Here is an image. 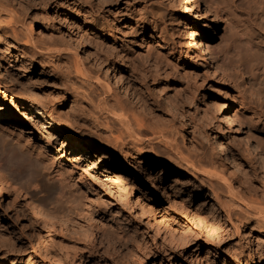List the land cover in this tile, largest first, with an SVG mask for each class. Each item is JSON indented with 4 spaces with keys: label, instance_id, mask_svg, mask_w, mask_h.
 <instances>
[{
    "label": "rangeland",
    "instance_id": "obj_1",
    "mask_svg": "<svg viewBox=\"0 0 264 264\" xmlns=\"http://www.w3.org/2000/svg\"><path fill=\"white\" fill-rule=\"evenodd\" d=\"M0 2L5 6L0 21L13 26L20 20L14 26L21 31L16 35H22L17 38L8 24H0V75H5L0 78V115L17 120L0 118V137L11 144L39 149L45 148L47 140L54 145L72 138L82 140L84 160L96 162L99 168L107 158L115 157L111 147L118 137V144L124 145L116 150L119 157L132 162L158 160L153 163L152 180L133 181L135 184L119 180L101 187L86 176L84 161L62 159L57 169H62L67 179L64 203L59 204V213H45L44 218L34 216L30 206L25 207L27 204L16 200L14 194L0 189V226L8 227L18 236L19 246L25 243L27 247L22 249L24 253H13L8 244L0 245V263L65 264L66 256L61 251L66 246L67 264H74L70 260L74 252L87 264H264V225L254 228L264 221V170L250 157L238 163L233 160L232 152L243 150L237 148L231 126L224 119L220 123V113L214 110L220 106L229 116L234 112L240 115L241 133L250 139V147L257 145L258 136L264 147V73L263 69L254 72L264 62V19L255 21L257 35L249 49L243 44L245 36L239 42L229 13L220 18L211 11V22L197 16L193 3L186 6L182 0ZM90 3L94 5L92 10ZM154 6L160 8V17L152 14ZM201 6L206 7L202 0ZM251 7L262 12L257 4ZM80 13L86 14L85 18L80 19ZM95 17L106 29L98 30L86 22ZM188 30L197 43L201 42L207 63H202L193 43H187ZM26 35L33 38L29 37L31 46ZM31 42L39 49L49 44V50L41 48L43 53H37L38 46L32 48ZM239 44L244 46L241 53L236 47ZM96 49L109 55L110 60L93 59ZM76 55L83 62L81 69L76 67ZM217 63L222 72L216 69ZM103 82L113 88L112 95L126 101L124 111L106 113L110 118L104 115L100 101L110 96ZM132 94L145 105L136 103ZM90 99L93 104L88 105ZM128 115L142 118L146 132L139 133L131 118L129 124L119 121L118 116L126 119ZM98 118L99 122L95 120ZM59 120L68 130H62ZM154 130L160 131L161 142L155 139ZM107 136H113L112 142ZM218 139L225 154L219 151ZM171 141L196 167L178 159L177 151L166 143ZM156 142L158 146L153 147ZM54 161L60 160L56 156ZM41 177L44 180L40 181L51 187L59 184L57 177ZM35 191L37 202L53 210L47 193ZM240 194L248 201L261 200V213L255 211L254 216V210L239 199ZM227 208L233 210L234 222L242 225L238 230L227 217ZM246 208L253 215H246ZM248 221L254 231L248 229ZM43 248L51 250V256L39 255Z\"/></svg>",
    "mask_w": 264,
    "mask_h": 264
},
{
    "label": "bare ground",
    "instance_id": "obj_2",
    "mask_svg": "<svg viewBox=\"0 0 264 264\" xmlns=\"http://www.w3.org/2000/svg\"><path fill=\"white\" fill-rule=\"evenodd\" d=\"M203 2H204V4H206V7L205 8H203L202 6H201V0H182V3L184 4V5H190V4H194L195 5V8H196V12H197V16H199L200 18H202V19H207V20H209V17H208V15H209V13L212 11V12H214V14L216 15V16H218V17H220V18H222L224 15H226V14H228L229 13V15L232 17V20H233V22L235 23V25H236V28H237V32H236V35H237V38H238V40L239 39H243V37L245 36V38H247L245 41V43H243V44H245L244 46H247L249 49L252 47V44H253V39H254V37L257 35L256 34V30H255V28H254V23H255V21L257 20V18L258 17H260V18H262V19H264V2L263 3H261V2H258L257 0H250V1H248V0H202ZM2 2V1H1ZM0 2V13L2 12L3 13V4ZM86 3H89L88 1H86ZM257 4V5H259L260 7V9H261V11L262 12H258V11H254L253 10V7H251V4ZM74 4V2H72V5ZM203 4V3H202ZM70 5H71V3H70ZM71 5V6H72ZM5 7V6H4ZM68 7H69V5H68ZM92 9H94V5L93 4H91L90 3V6H89V10H92ZM150 9V8H149ZM191 9V8H190ZM151 11H152V14L154 15V16H159L160 17V15H161V10H160V8L159 7H156V6H154V7H152L151 8ZM11 12V11H10ZM259 13H261V15L259 14ZM12 14V16H14L15 15V12H12L11 13ZM79 14V13H78ZM82 14V15H81ZM86 14H84V13H80V15H79V18L81 19H83V18H85L84 16H85ZM1 14H0V19H1ZM214 16V15H213ZM255 16V17H254ZM19 17V16H18ZM12 18V17H11ZM158 18V17H157ZM16 18H14V20H15ZM21 19V18H20ZM87 19V18H86ZM156 20V19H155ZM212 20H214V17L212 18V19H210L209 21H211L212 22ZM2 21V20H1ZM0 21V24L1 23H3V21L1 22ZM11 21V23H12V19L10 20ZM10 21H9V23H10ZM17 22H20V20H16ZM15 21V22H16ZM22 21V20H21ZM98 21V19H97V17H95L94 19H92V20H88V21H86V22H88L89 24H91L92 26H94L96 29H98V30H102V29H106L105 27V25H104V23H98L97 22ZM14 22V21H13ZM16 22V23H17ZM24 22V21H23ZM15 23V24H16ZM22 23V22H21ZM26 23V22H25ZM3 24H5V26L8 24V22L7 23H3ZM15 24H13L12 23V25L13 26H10V24H8L9 26H8V28L9 27H11V28H9V29H11V30H13V34H17V35H19L18 33L19 32H21V31H18V28H16L14 25ZM19 24V23H18ZM1 26H3V25H1ZM4 26V27H5ZM23 26H24V24H23ZM28 26V25H27ZM4 27H3V29H1V30H4ZM30 28H31V26H29ZM29 28V31L32 29H30ZM129 28V27H128ZM28 29V28H27ZM5 30H7V29H5ZM20 30H22V29H20ZM8 31V30H7ZM28 31V30H27ZM27 31H25V32H27ZM5 32V31H4ZM3 32V33H4ZM24 32V31H23ZM1 33H2V31H1ZM10 33V32H9ZM12 33V32H11ZM29 33H31V32H29ZM4 34H6V33H4ZM8 34V33H7ZM21 34V33H20ZM25 34H27V33H25ZM9 35V34H8ZM8 35H7V37H8ZM16 35V36H17ZM185 35H189V37L187 38V43H193V45L196 47V49L199 51L198 53H200V56H201V59H202V63L204 62V63H207V56L205 55V53H204V51H203V49L200 47V45H201V42H200V44L199 43H197L194 39H193V34H192V32H190V30H188V31H186L185 32ZM10 36H12V35H10ZM16 36H14L15 38H16ZM22 36V35H21ZM21 36H17V38L18 37H21ZM27 37H28V41H27V39H26V41H27V44H28V42H29V44L28 45H30V41L31 40H29L30 38L31 39H33L32 37H30L29 35H26ZM25 36V37H26ZM13 37V36H12ZM30 37V38H29ZM1 38V37H0ZM14 38V39H15ZM17 38H16V40H17ZM0 40H3V39H0ZM7 40V39H6ZM5 40V43H7V41ZM19 40H20V38H19ZM18 40V41H19ZM237 40V39H236ZM24 41V40H23ZM34 41V40H33ZM240 41H242V40H239V42ZM37 41H35V43H36ZM2 43H4V41L2 42ZM31 43H33V45H34V42H31ZM38 43V42H37ZM143 43V42H142ZM26 44V45H27ZM39 44V43H38ZM5 45V44H4ZM27 45V46H28ZM32 45V46H33ZM42 44H40V46H41ZM46 45V44H45ZM49 45V44H48ZM48 45H46V47H44V48H48L47 46ZM143 45V44H142ZM141 45V47H143ZM191 45V44H190ZM242 45V44H241ZM3 46V45H2ZM17 46H18V44H17ZM31 46V45H30ZM35 46H36V44L34 45V47H32V48H35ZM38 46V47H37ZM36 47H37V53H38V50H40V51H42V53H43V50L41 49V48H43V46H41V48L39 49V45H37ZM202 46V45H201ZM244 46H242V47H244ZM50 47V46H49ZM52 47V46H51ZM50 47V48H51ZM97 46H95V48H96ZM236 47H237V51H240V53H241V50H242V47L240 46V44L239 45H236ZM240 47H241V49H240ZM43 48V49H44ZM53 48V47H52ZM238 48H239V50H238ZM24 49L26 50V48L24 47ZM54 49V48H53ZM56 49V48H55ZM55 49H54V51H55ZM246 49V48H245ZM2 50V49H1ZM3 50H5V49H3ZM32 50H34L35 51V49H32ZM47 50H49V48L47 49ZM50 50H52V49H50ZM26 51H28V50H26ZM40 51H39V53H40ZM53 51V50H52ZM52 51H49L50 53L52 52ZM53 51V52H54ZM36 52V51H35ZM47 52V51H46ZM45 52V50H44V54L46 53ZM56 52H60V51H56ZM206 52V51H205ZM24 53H25V51H24ZM32 53H34L33 51H32ZM50 53H48L49 55H50ZM94 53H96L94 56H93V59H96V60H98V59H105V61L106 60H110V58H109V55L107 56V55H104L99 49H96L95 50V52ZM4 54V53H3ZM21 54H23V53H21ZM20 54V55H21ZM41 54V53H40ZM26 55V54H25ZM24 55V56H25ZM33 55V54H32ZM35 55H36V53H35ZM96 55H99L98 57L99 58H96ZM28 56V55H27ZM77 56V55H76ZM242 56V55H241ZM211 57V56H210ZM19 58V57H18ZM21 58V57H20ZM19 58V59H20ZM17 59V58H16ZM33 59V58H32ZM209 60L211 59V58H208ZM21 60V59H20ZM77 61H76V67L78 68V69H81L82 68V66H83V62H82V60L77 56V59H76ZM15 61V60H14ZM44 61V60H43ZM104 61V60H103ZM25 62H27V61H25ZM33 62V61H32ZM38 62V61H37ZM133 62V61H132ZM28 63V62H27ZM39 63V62H38ZM46 63V62H45ZM264 63V62H263ZM261 64V65H257L254 69V72H256V73H258V72H260V70L261 69H263V73H264V64ZM23 64V63H22ZM214 64V63H213ZM29 65V64H28ZM131 65H132V63H131ZM211 65V64H210ZM215 65V64H214ZM217 68L216 69H220L221 70V72H222V70H223V68H222V66L219 64V63H217ZM14 67V66H13ZM24 67V66H23ZM263 67V68H262ZM27 68V67H26ZM4 69H6V68H4ZM215 69V68H214ZM216 69L214 70V71H216ZM7 70V69H6ZM5 70V71H6ZM220 72V71H219ZM6 73H8V72H5V74ZM215 73H217V72H215ZM2 74V73H1ZM223 75H224V72L222 73ZM9 75V74H8ZM221 75V74H220ZM222 75V77H224ZM256 75V74H255ZM1 76H3V74L2 75H0V78H1ZM5 76V75H4ZM3 76V77H4ZM10 76H12V75H10ZM226 76V75H225ZM8 77V76H7ZM111 77V76H110ZM9 78V77H8ZM11 79V78H10ZM108 79V78H107ZM116 80H117V78H115ZM115 80V82H117ZM119 80V79H118ZM9 81V80H8ZM11 82V81H10ZM104 84V88L106 89V91L107 92H109V94H110V96H108V97H106V98H104L103 100H100V101H102V104H103V107H102V110L103 111H106V112H103V111H101V112H103L104 113V115L106 116V117H109L110 118V115H108L107 116V114H109V113H112V114H114L115 115V109H117V110H122V111H124L125 110V102H123V100L124 99H121L120 97H118L117 95H112L110 92H112L113 90V88L110 86V84L108 85V84H105V82H103ZM107 83V82H106ZM264 87V86H263ZM125 91V90H124ZM160 91L161 90H159V93H160ZM123 92V91H122ZM162 92V91H161ZM113 93V92H112ZM163 93V92H162ZM108 94V95H109ZM161 94V93H160ZM113 97H114V99H113ZM130 97V96H129ZM131 97H133L134 99H136V103L138 102V104H141L142 106H144L145 104L143 103V101L141 100V98L138 96V95H136V94H132V96ZM260 98V97H259ZM258 98V99H259ZM168 99V98H167ZM166 99V101H168ZM91 100V99H90ZM132 100V99H131ZM134 101V100H133ZM90 102L92 103V100L91 101H89V104L88 105H90ZM88 103V102H87ZM135 103V104H136ZM168 103V102H167ZM93 104V103H92ZM85 105V104H84ZM87 106V105H86ZM139 106V105H138ZM213 106V105H212ZM100 107V106H99ZM215 107V105L213 106V108ZM54 108V107H53ZM97 108H98V104H97ZM140 108H141V106H140ZM143 108V107H142ZM83 110H81L80 112H82V111H84V107L82 108ZM54 110V109H53ZM78 110H80V108L78 109ZM77 110V111H78ZM100 110V109H99ZM214 110H216V112L217 113H220V116H218V117H220L219 118V121H220V123H222L223 122V119H224V122L226 121L227 122V124L229 125V126H231L230 127V129H231V131H232V138L234 139L235 138V140H236V145H237V148H241L243 151H239L237 148V150L236 151H234V152H232L233 154H232V158H233V160L235 161V162H240V159H242V158H246L247 159V157H250V159L252 158V160L253 159H255V163L256 164H259V168H260V165H261V168L264 170V152H263V149L262 148H264V147H262V146H260V145H262V141H263V139L262 138H260V139H258L259 138V136H258V138H256V140H257V142H256V146H254L253 148L252 147H250V144H251V142H250V139L248 138V137H245V136H243L244 134L243 133H241V131H242V129H243V124H242V118L240 117V115H236V114H234V113H231L233 116H229V114H227L226 112H222V110H224L222 107H220V106H216L215 107V109ZM51 111V110H50ZM48 112L49 113V116H51V117H53V113L52 112ZM215 112V113H216ZM58 113V112H57ZM84 113V112H83ZM103 113H101V114H103ZM107 113V114H106ZM83 115H85V114H83ZM82 115V116H83ZM58 116V115H57ZM60 116V115H59ZM103 117V116H102ZM102 117H99V118H101L102 119ZM119 118V121L121 122V123H128L129 121H130V118H131V116H130V118H129V115H128V117L125 119V118H122V117H120V116H118ZM133 117H134V115H133ZM131 118V120H133V121H135L136 122V124L138 125V132L139 133H143V132H146V129H144L145 127V123H144V120L141 118V119H139V117H134V118ZM222 117V118H221ZM0 118L2 119V120H4V121H8V122H15V121H17L16 119H14V118H9V117H7L6 115H0ZM98 118V119H99ZM112 118H114V117H112ZM103 119H107V118H103ZM96 121H100V119L99 120H97V119H95ZM111 120V119H110ZM112 120H114V119H112ZM108 121V120H107ZM106 121V122H107ZM58 123L57 124H60L61 125V128H62V130H68V127H66L65 126V124H63L60 120L59 121H57ZM42 123V122H41ZM56 123V122H55ZM97 123V122H96ZM108 123V122H107ZM106 123V125L107 126H109L108 124ZM86 124V123H85ZM98 124V123H97ZM129 124V123H128ZM88 125V124H87ZM225 125V124H224ZM96 127V126H95ZM97 127H98V125H97ZM144 127V128H143ZM224 127V126H223ZM154 128V127H153ZM220 128H221V126H220ZM226 128V127H225ZM229 128V127H228ZM98 129V128H97ZM97 129H93L94 131L95 130H97ZM100 129V128H99ZM105 129L107 130V131H109L108 129H110L109 127H105ZM230 129H229V131H230ZM105 130V131H106ZM160 130V129H159ZM228 130V129H227ZM22 131V130H21ZM24 131V130H23ZM98 131H100V130H98ZM95 132V133H99L100 134V132ZM104 131V132H105ZM154 131H156V130H154ZM220 131H222L221 129H220ZM225 131H226V129H225ZM113 132V131H112ZM224 132V131H223ZM22 133V132H21ZM28 133H30V134H32V133H34L33 131H28ZM103 133V132H102ZM106 133H104V135H105ZM110 135H111V130H110V133H109ZM160 131H156V132H154V135H155V139L156 140H160V141H158V142H161L162 141V137L160 136ZM223 134V133H222ZM229 134V133H228ZM108 135V134H107ZM100 136V135H99ZM163 136V135H162ZM214 136V135H213ZM217 136V135H216ZM247 136V135H246ZM249 136H251V138H252V134L251 133H249ZM254 136V135H253ZM50 137V136H49ZM100 137H102V135L100 136ZM111 137H113V136H111ZM111 137H109L108 138V136L106 137L107 138V140L108 141H111L112 142V139H111ZM255 137V136H254ZM257 137V136H256ZM118 138V137H117ZM117 138H114V140H113V146L111 147V150L112 151H114L115 153L114 154H116L115 155V157H113V158H107V160L105 161V163L103 164V166L102 167H100L99 168V164H97L96 162L95 163H89L88 162V160H87V158L84 160V158H83V152H82V147L84 146V141H80V140H76L75 138H72V139H70L69 141H60V142H56L55 143V145L52 143H50V141L49 140H47V144H46V146H45V148L44 149H42V148H33V147H25V145H22V144H20V143H18V144H11V143H9L8 142V140H4V139H2V137H0V145H1V148H0V189H2V190H4V191H6L7 190V192L9 191L10 192V194L12 193V194H14L15 195V199L16 200H21L22 201V203H24V204H27V205H24L25 207H27V206H30V210H31V212H34V216H40V217H42V218H44V214L45 213H48V214H53V213H59V204L60 203H62L63 202V198H64V189H65V187L67 186V179L62 175V172H64V171H62L61 172V170L58 168L57 169V167H58V165H60L62 162H61V160L62 159H66V158H68V157H71L72 159H74V161H76V162H85L86 163V167H87V172H88V174L86 175V176H89L90 177V179H92V182L95 184V185H99V186H107L108 184H106V182H114V181H125V180H130L131 182H133V181H141L142 179H146V180H150L151 178H152V175H151V173L154 171V167H155V165H153V163L155 162V161H158V160H156L155 158L153 159H148L149 161H152V162H148V160H147V162H145V161H142V159L141 160H139L138 162H132L130 159H128V158H121V157H119V155H117V151L116 150H118V147H120L121 149L122 148H124V145H119L118 144V142H117ZM28 139V138H27ZM109 139H111V140H109ZM119 139V138H118ZM138 139V141H143V139L142 138H137ZM214 139H212V141H213ZM49 141V142H48ZM215 141H216V139H215ZM234 141V140H233ZM27 142H28V140H27ZM152 142V141H151ZM173 141H171V142H166L167 144H168V146H170V147H173V149H175L176 151H177V157H179L178 159H180L181 161H185L184 163H186V165L187 166H191V167H196V163L194 162V161H192V160H189V159H186L184 156H183V152H181V150H179L178 149V147L176 148V144H174V142L172 143ZM217 142H218V145H220V150L219 151H222V153H226V151H225V149L223 148V146L221 147V145H222V142H221V140H217ZM86 143H88V142H86ZM230 143V142H229ZM261 143V144H260ZM166 144V145H167ZM216 144V143H215ZM32 144H28V146H31ZM153 147L154 146H156L157 145V142H156V144L155 143H153V144H151ZM217 145V146H218ZM255 145V144H254ZM158 146V145H157ZM29 148V149H28ZM218 149H219V147H218ZM96 150V149H95ZM230 151H231V149H230ZM51 152H54V155L56 154V156L58 157V159L60 160L59 162H55L54 161V157H55V159H56V156H53L52 154H51ZM243 152V153H242ZM129 153V152H128ZM229 153V152H228ZM231 154V153H230ZM243 155V156H242ZM224 157H225V155H224ZM231 158V159H232ZM177 161V160H176ZM254 161V160H253ZM91 162V161H90ZM180 163V162H179ZM232 163H233V161H232ZM81 164V163H80ZM199 164V163H198ZM181 165V164H180ZM186 165H185V167H186ZM60 170V171H59ZM55 173V174H54ZM220 173V172H219ZM223 173V172H222ZM54 174V175H53ZM47 176V178L48 179H54V178H59V184H58V186H54V187H51V186H49V185H46V184H44V183H42L40 180L41 179H43L41 176ZM65 175V174H64ZM132 176V177H131ZM214 176H215V174H214ZM217 176V175H216ZM223 178V177H222ZM44 180V179H43ZM152 180V179H151ZM129 181H127V183H128ZM130 183V182H129ZM134 183V182H133ZM122 184H123V182H122ZM135 184V183H134ZM133 184V185H134ZM117 185V184H116ZM121 185V184H120ZM132 185V188L134 187ZM119 186V185H118ZM125 186H127V185H125ZM122 187V186H121ZM127 187H129V186H127ZM131 188V187H130ZM105 189V188H104ZM34 190V191H33ZM35 190H37V192L40 190V191H42V192H45V193H47V195H48V197H49V204L50 205H53L52 207H53V210L50 208L49 210L48 209H46V207L45 206H43V205H41V203H39V202H37V200H36V197H35ZM232 190V189H231ZM243 192V191H242ZM98 193V192H97ZM240 193V192H239ZM236 194H238V193H236ZM235 194V195H236ZM241 196H238V197H240L239 199L242 201V202H245L246 203V205L248 206V208H250V209H253L252 211H253V213L255 212V211H259L260 212V208H259V204H260V201L261 200H255V198L254 199H251V201H248V200H246V199H244L243 198V196H244V194H240ZM38 196V195H37ZM236 197V196H235ZM245 197V196H244ZM237 198V197H236ZM14 199V203H16L17 201ZM249 199V198H248ZM16 201V202H15ZM259 202V203H258ZM64 203V202H63ZM19 205H21V204H19ZM22 206V205H21ZM24 208V207H23ZM229 208H227V213H226V210H225V213L228 215L227 217L229 218V220L232 222V224L234 225V228H236L237 230L240 228V227H242V225H239V224H237L236 222H234V217H232V211H231V209L230 210H228ZM247 209V208H246ZM243 209V211H245V213L247 212H249V210L247 209ZM263 209V208H262ZM52 210V211H51ZM234 213V212H233ZM244 213V212H243ZM261 213V212H260ZM260 213H259V215H260ZM252 213H248V214H246V215H251ZM253 215V214H252ZM257 216V213H254V216ZM262 215V214H261ZM260 215V216H261ZM260 216H259V218H260ZM264 216V215H263ZM263 216H261V217H263ZM37 217V218H38ZM248 217V216H247ZM253 217V216H252ZM244 219H246V217H243ZM240 219V218H239ZM238 219V220H239ZM262 219H264V218H262ZM249 220V219H248ZM260 220V219H259ZM256 221H258V219L256 220ZM263 221V220H262ZM261 221V222H262ZM260 222V224H259V222H257L256 224H255V227L254 228H260L261 226L260 225H264V221L261 223ZM242 223V222H241ZM244 224H246V223H244ZM247 224H250L249 225V230L250 231H254V229H253V224H251V222H247ZM246 224V225H247ZM1 225V224H0ZM244 227V226H243ZM8 227H6V228H4V227H2V226H0V245H3V246H10V247H8V248H10L11 250H12V252L13 253H18V252H22V253H24L25 252V250H22V249H25V247L26 246H24L25 245V243H24V245H22V246H19V244L17 243V240L19 239V238H17V237H15L14 235H12V233L7 229ZM262 228V227H261ZM264 228V227H263ZM13 230V229H12ZM11 230V231H12ZM15 232V231H14ZM61 234H62V232H61ZM211 234V233H210ZM50 235H51V233H50ZM108 235V234H107ZM59 236V235H58ZM105 236V235H104ZM61 237H62V235H61ZM63 237H64V235H63ZM15 240H16V242H15ZM50 240V239H49ZM51 241H52V239H51ZM50 241V242H51ZM54 241V240H53ZM61 241V240H60ZM21 242V241H20ZM259 242V241H258ZM64 243V242H63ZM264 243V242H263ZM5 244H8V245H5ZM22 244H23V242H22ZM51 244V243H50ZM61 244V243H60ZM261 244V243H260ZM259 243H258V245H256V247L257 246H259L260 245ZM59 245V244H58ZM61 245H64V244H61ZM66 245V244H65ZM48 246V245H47ZM53 246H55V245H53ZM64 247V249H62V254L64 255V256H66V263L65 264H67V247L66 246H63ZM27 248V247H26ZM57 248H61V247H56V248H54V249H56V250H58ZM258 248H260V250H261V247H258ZM263 248H264V245H263ZM49 249H52V248H49ZM27 250V249H26ZM51 251V250H50ZM50 251L48 250V249H45V248H43L42 249V252H39V255H42L43 257H49V256H51V253H50ZM259 251V250H258ZM259 252H261V251H259ZM57 253V252H56ZM55 253V254H56ZM114 253V252H113ZM61 254V255H62ZM95 253L93 252L92 253V255H94ZM54 256V255H53ZM216 256H217V254H216ZM236 256V255H235ZM234 256V257H235ZM224 257V256H223ZM222 256H221V259L223 260V261H226V258H223ZM238 257V256H237ZM42 258V257H41ZM44 259V258H43ZM54 259V261H55V259H57V258H53ZM210 259V258H209ZM48 260V259H47ZM70 260H72V262L74 263V264H87L86 262H85V260H81V257L80 256H78L77 255V252H74V255L70 258ZM211 260V259H210ZM209 260V261H210ZM213 260V259H212ZM237 260H238V258H237ZM236 260V261H237ZM58 262H59V259L57 260ZM57 261H55V262H57ZM229 261V260H228ZM57 262V263H58ZM212 263V262H211ZM0 264H7V263H5V262H2V263H0ZM9 264H11V263H9ZM59 264H62V263H59ZM64 264V263H63Z\"/></svg>",
    "mask_w": 264,
    "mask_h": 264
}]
</instances>
